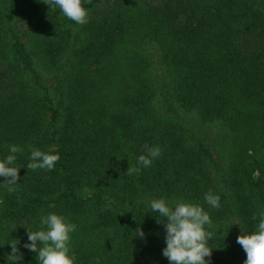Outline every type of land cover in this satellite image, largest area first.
I'll return each instance as SVG.
<instances>
[{"label": "trees", "instance_id": "trees-1", "mask_svg": "<svg viewBox=\"0 0 264 264\" xmlns=\"http://www.w3.org/2000/svg\"><path fill=\"white\" fill-rule=\"evenodd\" d=\"M85 7L88 20L76 25L43 0H0V159L9 144L23 148L19 187H0V264L12 239L23 256L15 264H38L25 228L50 212L77 225L76 264H169L163 218L147 206L161 197L209 212L211 264H244L237 236L264 210V0ZM28 9L51 74L22 33ZM145 144L162 154L129 175ZM32 149L58 152L55 169H26ZM209 190L217 209L204 203ZM230 215L238 229L225 225Z\"/></svg>", "mask_w": 264, "mask_h": 264}, {"label": "clouds", "instance_id": "clouds-1", "mask_svg": "<svg viewBox=\"0 0 264 264\" xmlns=\"http://www.w3.org/2000/svg\"><path fill=\"white\" fill-rule=\"evenodd\" d=\"M49 10H59L60 14L76 25H83L88 20V9L85 5L88 0H43ZM23 148L16 144L8 145V154L0 159V187H5L9 193L15 192L19 187V170L16 166L17 153H22ZM162 150L159 145H147L142 148L141 154L136 158L135 166H130L127 173L139 174L142 169L150 168L154 161L160 157ZM60 159L58 152H45L32 149L26 169L33 171L40 169L52 171ZM204 203L211 209L220 205V196L211 190L203 197ZM147 206L151 212L157 213L162 220L165 230V247L162 255L169 264H211L210 258L213 249L208 241L214 233L209 231L212 220L209 212L200 204L175 199L169 201L165 197L150 199ZM258 222L255 230L237 236L236 242L246 253L244 264H264V210L252 217ZM14 227V226H13ZM242 228V227H241ZM27 241L23 247L36 253L38 264H76V256L71 247L72 234L76 232L77 225L65 216L57 213H47L39 216V227L35 230L25 228ZM243 229V228H242ZM136 235L141 239L145 234L142 229L136 230ZM20 241L12 239L11 252L7 255L8 264H15L23 259L17 245Z\"/></svg>", "mask_w": 264, "mask_h": 264}, {"label": "rangeland", "instance_id": "rangeland-1", "mask_svg": "<svg viewBox=\"0 0 264 264\" xmlns=\"http://www.w3.org/2000/svg\"><path fill=\"white\" fill-rule=\"evenodd\" d=\"M57 13L60 15L59 10L57 11ZM25 15H27L28 17V24L27 27L24 26L22 28V33L25 36L28 48L33 52V56L35 61L37 62L38 67H44V69L46 70L47 73L51 74L53 72V69L55 67H53L52 65H49L47 63H45V60L43 59L40 50L38 48V40H37V32H38V27H39V16L36 14V12H34L31 9H28L25 13ZM23 21H25L24 17H20L19 20H17L18 23H23ZM213 176V183L215 185L216 188L220 189V180L218 179V177L216 176V174L212 173ZM225 225H228L229 227H233L235 229H238L239 227V222L236 219L235 216L230 215L226 222ZM4 232V229L0 230V234Z\"/></svg>", "mask_w": 264, "mask_h": 264}]
</instances>
